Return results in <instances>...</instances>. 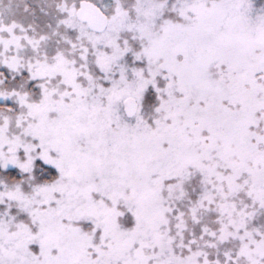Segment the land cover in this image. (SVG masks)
I'll list each match as a JSON object with an SVG mask.
<instances>
[{
  "label": "snow or ice",
  "instance_id": "obj_1",
  "mask_svg": "<svg viewBox=\"0 0 264 264\" xmlns=\"http://www.w3.org/2000/svg\"><path fill=\"white\" fill-rule=\"evenodd\" d=\"M0 264H264V0H0Z\"/></svg>",
  "mask_w": 264,
  "mask_h": 264
}]
</instances>
